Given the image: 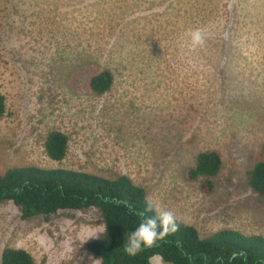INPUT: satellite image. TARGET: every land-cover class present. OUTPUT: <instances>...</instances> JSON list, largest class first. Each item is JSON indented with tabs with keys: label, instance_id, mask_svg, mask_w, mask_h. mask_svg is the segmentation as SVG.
<instances>
[{
	"label": "rangeland",
	"instance_id": "rangeland-1",
	"mask_svg": "<svg viewBox=\"0 0 264 264\" xmlns=\"http://www.w3.org/2000/svg\"><path fill=\"white\" fill-rule=\"evenodd\" d=\"M196 28L206 39L192 48ZM106 69L114 83L98 93L90 81ZM0 90V173L127 174L202 237L264 235V198L247 183L264 160V0H0ZM52 130L69 136L60 161L45 149ZM208 149L223 159L210 192L189 177ZM101 224L94 207L23 219L2 202L0 264L8 246L37 264H97L86 243L105 232L82 240Z\"/></svg>",
	"mask_w": 264,
	"mask_h": 264
},
{
	"label": "trees",
	"instance_id": "trees-1",
	"mask_svg": "<svg viewBox=\"0 0 264 264\" xmlns=\"http://www.w3.org/2000/svg\"><path fill=\"white\" fill-rule=\"evenodd\" d=\"M113 83L114 74L106 69L92 76L90 86L104 93ZM6 110V98L0 90V117ZM45 149L51 159L63 160L69 150V136L61 130L50 131ZM222 164L218 150L201 151L189 177H204L203 187L210 192ZM247 183L264 198V160L247 171ZM148 199L146 188L127 174L105 177L80 169L38 165L12 166L0 173V203L14 202L23 219L60 210L98 209L106 231L86 246L100 264H154L156 255L165 264H264V235L226 228L202 237L195 225L180 218L178 231L158 240L153 247H142L136 255H128L124 249L129 234L145 218L155 215L148 211ZM1 264L37 263L26 248L8 246L3 249Z\"/></svg>",
	"mask_w": 264,
	"mask_h": 264
},
{
	"label": "clouds",
	"instance_id": "clouds-1",
	"mask_svg": "<svg viewBox=\"0 0 264 264\" xmlns=\"http://www.w3.org/2000/svg\"><path fill=\"white\" fill-rule=\"evenodd\" d=\"M190 46L192 48L202 47L205 44V33L199 29H189ZM148 211H154L155 215L145 218L138 227L129 234L125 252L128 255H136L142 250V247H153L158 240L165 236L175 233L179 229L178 217L171 210L162 208L158 203H153L151 199L147 201ZM182 222L187 223L186 220ZM106 226L101 224L96 229L90 231L82 240H88L90 237H96L98 233H104ZM97 264L99 260H96Z\"/></svg>",
	"mask_w": 264,
	"mask_h": 264
},
{
	"label": "crops",
	"instance_id": "crops-1",
	"mask_svg": "<svg viewBox=\"0 0 264 264\" xmlns=\"http://www.w3.org/2000/svg\"><path fill=\"white\" fill-rule=\"evenodd\" d=\"M191 8V7H190Z\"/></svg>",
	"mask_w": 264,
	"mask_h": 264
}]
</instances>
